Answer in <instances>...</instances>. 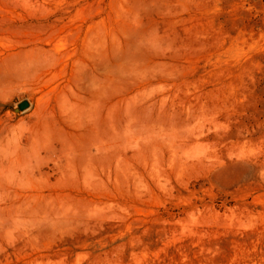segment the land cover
<instances>
[{"label":"rangeland","instance_id":"rangeland-1","mask_svg":"<svg viewBox=\"0 0 264 264\" xmlns=\"http://www.w3.org/2000/svg\"><path fill=\"white\" fill-rule=\"evenodd\" d=\"M0 264H264V0H0Z\"/></svg>","mask_w":264,"mask_h":264},{"label":"water","instance_id":"water-1","mask_svg":"<svg viewBox=\"0 0 264 264\" xmlns=\"http://www.w3.org/2000/svg\"><path fill=\"white\" fill-rule=\"evenodd\" d=\"M28 105H29V104H28L26 101H24V102H21V103L18 105V108H19V110H23V109L27 108Z\"/></svg>","mask_w":264,"mask_h":264}]
</instances>
